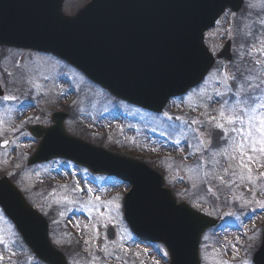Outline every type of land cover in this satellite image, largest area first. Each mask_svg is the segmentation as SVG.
Here are the masks:
<instances>
[{
	"label": "rangeland",
	"instance_id": "obj_1",
	"mask_svg": "<svg viewBox=\"0 0 264 264\" xmlns=\"http://www.w3.org/2000/svg\"><path fill=\"white\" fill-rule=\"evenodd\" d=\"M86 1L67 0L63 12L72 14ZM241 7L236 13L226 11L205 35L213 54L231 40L233 61L218 60L200 86L171 100L162 114L110 98L51 54L0 49V81L5 97H11L0 99V140L17 133L23 126L20 122L34 110L49 115L53 107L71 109L76 121L67 124L69 132L82 135L77 133L83 128L81 122L96 128L103 147L118 145L122 152L141 154L144 158L137 156L141 160L153 154L165 157L167 161L157 165L165 172L166 185L191 207L221 221V229H209L201 238L200 264H250L245 254L264 222V153L258 143L253 151L247 135L253 131L259 139L254 132L259 120H252V128L249 120L264 114L260 107L264 104V0H244ZM252 95L257 97L254 105L238 104ZM28 101L36 106L21 107ZM224 101L228 102L225 115L232 114L228 108L234 107L240 122L227 124L220 117ZM251 107L255 112L244 110ZM217 121L224 123L226 132L215 127ZM103 133L106 136L101 140ZM217 140H225L220 148L215 146ZM35 145L30 136L19 132L8 148H0V172L6 171L28 202L48 218L50 239L63 250L69 264H167L163 245L139 244L124 223L122 199L128 184L83 173L63 160L28 167L26 161ZM177 153L179 157L173 160ZM71 213L75 217L63 224L62 218ZM109 226L115 228L113 240L106 236ZM71 227L83 239L77 245ZM84 249L88 256L83 255ZM0 264H40L1 210Z\"/></svg>",
	"mask_w": 264,
	"mask_h": 264
},
{
	"label": "water",
	"instance_id": "obj_2",
	"mask_svg": "<svg viewBox=\"0 0 264 264\" xmlns=\"http://www.w3.org/2000/svg\"><path fill=\"white\" fill-rule=\"evenodd\" d=\"M64 0H0V45L49 52L81 70L112 95L161 111L169 98L196 86L214 64L204 33L243 0H90L75 16L62 13ZM230 60V41L217 54ZM0 95L2 92L0 91ZM67 113L52 114L50 128L29 127L39 144L28 165L64 157L93 173L129 182L125 220L142 241L167 246L169 264H199V239L217 221L186 203L178 204L162 176L145 163L70 137ZM8 141L1 142L6 147ZM0 205L38 258L68 264L48 238L45 218L31 208L7 177L0 179ZM110 228L107 236L114 238ZM262 242L252 261L264 264Z\"/></svg>",
	"mask_w": 264,
	"mask_h": 264
},
{
	"label": "snow or ice",
	"instance_id": "obj_3",
	"mask_svg": "<svg viewBox=\"0 0 264 264\" xmlns=\"http://www.w3.org/2000/svg\"><path fill=\"white\" fill-rule=\"evenodd\" d=\"M231 79H235V77H231ZM239 94V93H237ZM218 96H222L221 93H217ZM5 100H8V99H11V97H4ZM248 102H251V104H255L257 102V97L255 95H252L248 98V101H244V102H238L239 103H248ZM228 102L227 101H224V103L221 105V109H220V112H219V115L221 118H224L227 122V124H233L235 122H240V117L239 116H236L235 115V109L234 107H229L228 108V112L229 113H232L230 115H225V108H224V105H226ZM261 108H264V104H261L260 105ZM246 112H255V108L254 107H251V108H245L244 109ZM171 119V118H169ZM215 119V118H213ZM258 119L259 120V126L258 127H255L254 128V132L255 133H258L259 134V139L257 140L256 138H254L253 136V131H249L247 133L248 137H251L252 138V145H253V151H256V144L258 143L260 145L259 147V151L264 153V114H260L259 116H253L250 118L249 120V126L250 128H252V120H256ZM215 127L217 129H222L224 130L225 132L227 131V129L225 128V125L224 123H220L219 121H217L215 123ZM232 131H239L238 129H235L233 128ZM179 141H177L178 143ZM243 146L241 145V148ZM253 159L252 157H249V160ZM245 167H247V165H244ZM261 207H264V203L261 204Z\"/></svg>",
	"mask_w": 264,
	"mask_h": 264
},
{
	"label": "flooded vegetation",
	"instance_id": "obj_4",
	"mask_svg": "<svg viewBox=\"0 0 264 264\" xmlns=\"http://www.w3.org/2000/svg\"><path fill=\"white\" fill-rule=\"evenodd\" d=\"M29 123H31V124L36 123V122H35V118L33 117V120L30 119Z\"/></svg>",
	"mask_w": 264,
	"mask_h": 264
}]
</instances>
